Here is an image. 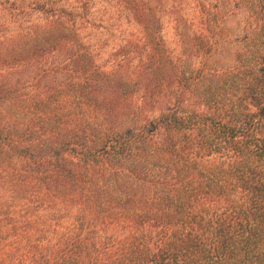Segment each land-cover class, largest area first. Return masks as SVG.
Segmentation results:
<instances>
[{
    "label": "trees",
    "instance_id": "16d2710c",
    "mask_svg": "<svg viewBox=\"0 0 264 264\" xmlns=\"http://www.w3.org/2000/svg\"><path fill=\"white\" fill-rule=\"evenodd\" d=\"M238 6L235 63L192 79L153 52L104 71L61 28L0 62V264H264V0ZM42 211L75 224L44 236ZM145 223L116 256L83 236Z\"/></svg>",
    "mask_w": 264,
    "mask_h": 264
},
{
    "label": "rangeland",
    "instance_id": "374dc122",
    "mask_svg": "<svg viewBox=\"0 0 264 264\" xmlns=\"http://www.w3.org/2000/svg\"><path fill=\"white\" fill-rule=\"evenodd\" d=\"M238 2L239 0H0V62L12 61L13 53L18 54L24 48L50 46L55 41L54 30L61 28L67 33L72 29L76 35L75 41L80 46L88 47L93 61L102 64L104 71L111 70L114 63L121 61L128 62L133 71L145 61L148 52H153L151 62L158 59L170 60L176 70L184 71L192 79L197 76L199 68L231 66L235 63L240 42H236L234 38L241 35L249 14L245 8L247 4L235 9ZM210 30L215 33L209 34ZM206 52L208 53L205 54ZM49 58L52 59L53 55ZM127 74L130 73L127 71ZM137 89L135 91L138 93L140 90L144 91L142 87ZM206 158L200 164L210 169L213 160L207 158L204 162ZM205 199L200 203L204 209L211 211L213 206L227 205L226 201H220L223 198ZM200 203L196 205L197 208H191L190 212L200 210ZM221 211L223 209H216V214L220 215ZM41 216L47 219L48 223L42 234L48 237L57 235V232L61 234L75 224L73 216L55 220L51 211H42ZM99 228L100 237L99 234H84L85 241L91 247V239L95 238L97 244L112 256L124 252L122 245L130 243L131 235L137 238V243L149 240L151 247L155 241L154 228L148 223L142 229H135L137 233L142 230L139 234L132 231L134 228L128 232V229L124 230L120 225H98L94 230L99 231ZM45 244L46 240H43L42 245ZM102 258L104 257L99 259ZM81 260H88V257ZM104 260H100L99 264H103Z\"/></svg>",
    "mask_w": 264,
    "mask_h": 264
}]
</instances>
